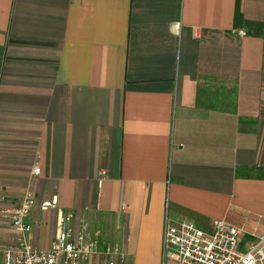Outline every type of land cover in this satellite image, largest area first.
<instances>
[{"label": "crops", "instance_id": "crops-1", "mask_svg": "<svg viewBox=\"0 0 264 264\" xmlns=\"http://www.w3.org/2000/svg\"><path fill=\"white\" fill-rule=\"evenodd\" d=\"M27 190L39 248L72 211L128 264H177L183 219L243 227L245 251L264 233V0H0V194Z\"/></svg>", "mask_w": 264, "mask_h": 264}, {"label": "built area", "instance_id": "built-area-1", "mask_svg": "<svg viewBox=\"0 0 264 264\" xmlns=\"http://www.w3.org/2000/svg\"><path fill=\"white\" fill-rule=\"evenodd\" d=\"M35 171L39 173L40 168L36 167ZM35 205L36 198L30 190L17 203L6 202V197L0 194V222L7 223L14 231L13 241L0 247V264H83L100 256L103 249L99 232L93 231L85 219L78 221L72 211L60 216L51 246L36 247L30 238L33 226L29 221ZM40 207L59 208L57 197L42 201ZM245 231L224 218L214 220L212 230L199 227L191 219L168 223L164 231V260L172 259L177 264H264V233H251L253 240L241 251L239 246ZM118 252L119 248L115 250Z\"/></svg>", "mask_w": 264, "mask_h": 264}, {"label": "rangeland", "instance_id": "rangeland-1", "mask_svg": "<svg viewBox=\"0 0 264 264\" xmlns=\"http://www.w3.org/2000/svg\"><path fill=\"white\" fill-rule=\"evenodd\" d=\"M7 245H0V247H5ZM111 249V251H108V249ZM119 248V252L115 253V250ZM121 246H118L115 242L108 243L104 246V248L101 246V257H96V264H106L109 260H114L115 264H128L127 257L122 254ZM89 260V259H88ZM87 260H85L83 263H85ZM164 264V262H163Z\"/></svg>", "mask_w": 264, "mask_h": 264}, {"label": "trees", "instance_id": "trees-1", "mask_svg": "<svg viewBox=\"0 0 264 264\" xmlns=\"http://www.w3.org/2000/svg\"><path fill=\"white\" fill-rule=\"evenodd\" d=\"M240 19H242V17H240L239 12H238L237 13L236 20L239 21ZM245 23L248 24V25H257L258 24V22H255V21H247V20L245 21Z\"/></svg>", "mask_w": 264, "mask_h": 264}]
</instances>
